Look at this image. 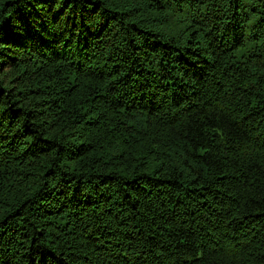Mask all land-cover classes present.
Returning <instances> with one entry per match:
<instances>
[{"label":"trees","instance_id":"obj_1","mask_svg":"<svg viewBox=\"0 0 264 264\" xmlns=\"http://www.w3.org/2000/svg\"><path fill=\"white\" fill-rule=\"evenodd\" d=\"M0 264H264V0H0Z\"/></svg>","mask_w":264,"mask_h":264}]
</instances>
